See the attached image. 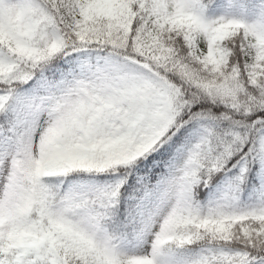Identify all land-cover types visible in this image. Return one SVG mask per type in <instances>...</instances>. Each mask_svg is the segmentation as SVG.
<instances>
[{
    "label": "snow or ice",
    "instance_id": "obj_1",
    "mask_svg": "<svg viewBox=\"0 0 264 264\" xmlns=\"http://www.w3.org/2000/svg\"><path fill=\"white\" fill-rule=\"evenodd\" d=\"M0 264H264V0H0Z\"/></svg>",
    "mask_w": 264,
    "mask_h": 264
}]
</instances>
